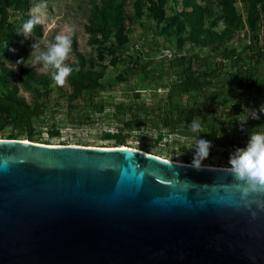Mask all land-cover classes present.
<instances>
[{
    "label": "rangeland",
    "instance_id": "rangeland-1",
    "mask_svg": "<svg viewBox=\"0 0 264 264\" xmlns=\"http://www.w3.org/2000/svg\"><path fill=\"white\" fill-rule=\"evenodd\" d=\"M249 2L11 0V36L6 48L0 46V93L17 95L29 104L40 102L45 109L32 119L34 130L27 134L15 129L0 108V138L13 134L45 144L129 146L184 162L193 156L185 149L194 135L190 125L178 123L171 130L163 120L175 119L180 107L193 106L203 130L200 136L213 144L202 164L225 167L229 154L246 144L250 131L264 132V113L258 120L249 119L244 130L237 128L245 107L264 104V63L256 65L250 78L230 77L233 55L241 53L245 63L248 59ZM41 4L46 18L34 27L33 37L25 39L22 25ZM67 27L74 31L66 63L79 70L63 87L39 64H16L21 57L31 64V44L43 49L44 41L54 40ZM258 34L263 44L264 20ZM165 46L175 57L207 59L198 69L203 74L198 84L182 90L183 67L163 59L160 50ZM202 115L207 116L206 124ZM232 126L235 130L227 133L225 127Z\"/></svg>",
    "mask_w": 264,
    "mask_h": 264
},
{
    "label": "water",
    "instance_id": "water-1",
    "mask_svg": "<svg viewBox=\"0 0 264 264\" xmlns=\"http://www.w3.org/2000/svg\"><path fill=\"white\" fill-rule=\"evenodd\" d=\"M224 166L0 138V264H264ZM255 210V205H252Z\"/></svg>",
    "mask_w": 264,
    "mask_h": 264
},
{
    "label": "clouds",
    "instance_id": "clouds-1",
    "mask_svg": "<svg viewBox=\"0 0 264 264\" xmlns=\"http://www.w3.org/2000/svg\"><path fill=\"white\" fill-rule=\"evenodd\" d=\"M45 18V5L41 4L22 25L20 32L23 37L25 39L33 37L34 27L42 24ZM73 31L72 27H67L63 33L55 35L54 40L44 41L43 49L33 42L30 53L33 55L32 63H26L25 58L21 57L16 64L31 67L39 64L45 72L50 73L55 85L63 87L72 72L79 70L66 63L72 52ZM262 113H264V104L258 109L245 107L239 114L240 119L237 120L241 130H244L249 119L258 120ZM190 131L194 135L185 149L193 153L191 167L199 170L203 167L202 162L209 157L213 144L200 136L203 130L198 120L194 119L191 122ZM225 169L232 177V186L238 194L237 198L228 201L229 206L237 210H247L252 217H256L258 211H264V132L250 131L246 144L243 147L237 146L229 154ZM252 205H255V210L252 209Z\"/></svg>",
    "mask_w": 264,
    "mask_h": 264
},
{
    "label": "trees",
    "instance_id": "trees-1",
    "mask_svg": "<svg viewBox=\"0 0 264 264\" xmlns=\"http://www.w3.org/2000/svg\"><path fill=\"white\" fill-rule=\"evenodd\" d=\"M11 5V0H0V46L6 48L8 45V38L11 36L9 30V8ZM249 11L246 16V22L248 28L251 32L250 42L245 46L247 51V58H252L254 61V66L249 65V67L243 68L245 63L241 53H235L231 58L232 64L237 67L233 72L230 73L232 79L242 81L243 77L247 74L248 78L252 76L253 71H255L256 65L264 61V43H260V37L258 30L262 25L264 20V0H250ZM98 15L100 13L96 12ZM195 58L199 61L206 62L207 59L198 55H188L175 57L170 61L171 66L183 67L184 80L181 85L182 90H188L190 86L196 85L201 81V77L194 76L190 68V60ZM188 63L185 66V63ZM209 75V74H208ZM180 90V91H182ZM0 108L4 109L8 114V121L12 126L21 131L31 134L34 130L32 126V119L39 118L44 113V105L42 103L29 104L23 98L14 94H1L0 93ZM195 109L193 106L180 107L176 111V118H165L163 123L166 128L173 129L176 124L184 123L185 125H190L195 118ZM207 116L202 115V124H206ZM6 138H17L15 135L11 134ZM32 141V140H31ZM191 158L186 159L184 162L191 163Z\"/></svg>",
    "mask_w": 264,
    "mask_h": 264
},
{
    "label": "built area",
    "instance_id": "built-area-1",
    "mask_svg": "<svg viewBox=\"0 0 264 264\" xmlns=\"http://www.w3.org/2000/svg\"><path fill=\"white\" fill-rule=\"evenodd\" d=\"M161 54L163 55V59L166 61V62H170L171 60H173L174 59V51L170 48V47H168V46H165V47H162L161 48ZM244 59V58H243ZM245 60V59H244ZM230 61V67H231V71H234V69L237 67L236 65H233L232 64V60L230 59L229 60ZM247 62L246 63H242L243 65V68H246V67H249V65H253L254 66V61H253V59L252 58H248L247 60H246ZM261 63H264V61H262ZM188 63L186 62L185 63V66L187 65ZM204 64V62H202V61H199V60H197V59H195V58H192L191 60H190V68H191V72H192V74L194 75V76H197V77H202V73L201 72H198L199 70V68H200V66H204L203 65ZM226 128V132L227 133H229V132H233L234 130H235V128L232 126V127H230V128H227V127H225ZM237 128L238 129H240V126L238 125L237 126ZM229 137H230V135L229 136H227V139H229ZM231 140V139H230ZM227 142H229V140L227 141ZM230 147V146H229Z\"/></svg>",
    "mask_w": 264,
    "mask_h": 264
},
{
    "label": "bare ground",
    "instance_id": "bare-ground-1",
    "mask_svg": "<svg viewBox=\"0 0 264 264\" xmlns=\"http://www.w3.org/2000/svg\"><path fill=\"white\" fill-rule=\"evenodd\" d=\"M203 166H207V165H203ZM216 167H219V166H216Z\"/></svg>",
    "mask_w": 264,
    "mask_h": 264
}]
</instances>
